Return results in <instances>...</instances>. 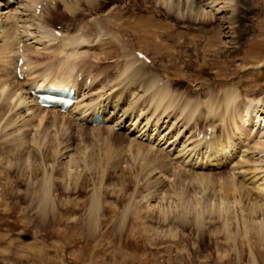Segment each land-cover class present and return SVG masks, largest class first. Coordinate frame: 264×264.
<instances>
[{
  "label": "bare ground",
  "instance_id": "obj_1",
  "mask_svg": "<svg viewBox=\"0 0 264 264\" xmlns=\"http://www.w3.org/2000/svg\"><path fill=\"white\" fill-rule=\"evenodd\" d=\"M50 1H25V4L22 3L24 13L18 14L19 16L14 14L15 16L11 17V19L13 18L12 21L16 18L14 22H9L8 17L5 21L0 20V41H2L0 53L4 54H0L1 64H4L2 69L3 79L0 80V138H4L2 142L0 141V151L4 150L0 156V166H2L0 176L7 177L6 181L0 182V201H4L5 194H19L12 192V189L23 182V178L26 177L25 188H30L33 184H36L37 191L32 196V203L37 205L38 211L44 212L49 201L51 202L50 206H52V191L54 187H57L53 177L56 171L54 169L52 174V169L51 172L47 170L46 161L51 160L54 163L56 155H62L63 150L65 154L69 153L67 150L71 147L70 142L74 138L71 131L76 129L75 125L72 124L73 121L88 122L87 128L90 127V129L98 132L103 126L94 124L93 120L95 115H100L101 122L109 125L108 132L110 134H118V131L115 130L116 127L123 125L129 129L128 127L132 125V122H135L134 130L141 131L144 127H147V133H145L147 130H143L147 139L153 136V140L149 139L151 141L150 145L155 144L156 141L159 144L163 140V144H165L168 140L170 141L172 138L181 135L179 141L175 143V139L169 145L173 147L174 152L164 154L162 152L157 154L156 151L158 150H153L151 148L153 146L148 145L150 148L147 149L144 144L138 143V140H129L126 135L123 138L120 137L121 142L126 143L127 151L132 153V159H135L138 156L137 154L141 157L142 165L140 167L137 165V175H139V171H147L148 174L149 172H155L157 175L154 181L147 184V193L141 195L140 198L149 201L150 198H154V195L148 198L149 194L160 193L161 195L164 192V195H167V193H172L175 196V199L172 200L175 204L174 206L172 204L164 206L154 203H149L146 206L139 205V202H133L140 201L135 200L136 196L130 200L129 196L131 194H127L128 189L132 186L130 177L122 175L118 187L115 188L116 184L109 182L110 175L107 172L106 174L101 173L99 180L95 177L92 178V184L90 183L92 185L91 193L86 196L85 200L81 198V201H88L86 216L81 224L86 234L91 235V237L95 234L98 235L110 222L113 225L111 230L118 234V238L121 236L122 243H125L123 234H126L127 237L137 236V242L148 239L149 242L146 243L149 245L168 242L169 244L161 245L158 250L169 253L170 250L179 249L182 246L183 248L186 247V243L190 240V234H184L187 226L183 224L189 222L188 224L197 231L198 236V240L196 242L192 241V244L197 243L199 247L192 250L191 254L198 253L200 255V253H203L206 260L197 261L196 263L192 261L193 257L191 258L190 254L186 253L185 256L188 261H179L178 264H216L210 254L216 251L219 257L221 255L226 257L227 252L230 250L234 255L233 261L237 264H242L241 260L243 257L246 258V254H248V257L245 264H261L255 256L257 243L251 242L249 234L254 232V234L264 238V218L259 219L257 217V213L264 210V201L260 203L264 199V171L256 172L260 167L249 165L253 164V161L244 159V151H241V154L239 153L243 148L242 143L249 141L250 134L249 139L251 141L259 136V141L254 140L258 146L256 153H264V100L255 99L249 95L243 100H239L242 94L240 90L231 87L223 91L219 89L226 86L222 80L234 70L244 73L240 76L245 77V79H247L246 75H252L255 81L256 77L258 79L263 78L262 74H254L252 70L261 65L260 63L263 60L260 49L254 46L258 43V46L262 47L264 29H257L255 35L259 38L258 41L249 39L245 44H242L245 52L260 56L255 61L257 63L235 65L233 70H229L228 60L225 56V58H222L221 55L227 52L233 54L236 50L233 45L240 42V32L234 21L236 12L234 0H155L159 2L158 6L151 7L146 6L148 0H59L64 10L70 12V19L73 22L85 23V27L82 31L80 30L81 33L77 36L67 35L68 37H61L58 46H54V53L58 56L52 62L57 61V65L52 63L51 66L46 67L47 69L44 67L45 69L43 68L42 71L41 69L35 70L40 62L36 59L29 61L25 57V50L30 48L26 45V41H23V38L31 36L30 27L35 26L39 34L38 40L44 38L47 41H53L56 39L54 31L51 29H54L52 22L44 20L40 16L42 11L48 9L51 18L58 17L55 15H59V4L56 3L54 6H50ZM112 1L116 4L121 3L123 6H114L105 15L97 17L106 8L107 3ZM2 2L9 7V0L0 1V5ZM38 7L40 8L37 14ZM25 13L29 14L25 16ZM90 16H96V18L88 21L87 18ZM37 17L40 20L39 23L35 21ZM166 19L171 22L166 21ZM219 19H221V22H216ZM45 25L48 26L47 29L44 28ZM92 36L93 40L91 41L90 37ZM89 40L91 42L96 41L97 46L103 48L98 52L99 56L95 57L99 62L91 63L92 70L89 68L91 71H95L96 68L103 71L102 64L106 63L105 65L108 66L109 60L112 59H114L113 62L121 59L122 61L118 66L116 65L117 61L114 63L116 66L112 69L117 71L116 75L103 72L102 78L97 81L99 75L93 74L90 77L92 82L87 86L85 81L89 76L84 77V83L78 81L81 69L80 71L75 69L79 64L78 59L83 56L82 52L79 54L77 48L82 43L89 42ZM20 43H22L23 52L21 51L22 53L18 54L17 50L20 49ZM200 43L203 44L201 49L198 47ZM14 45L17 46L16 53L18 57L16 56V58H13L12 54L11 56L8 55L14 52ZM247 46H250L249 49L246 48ZM134 47H138V50H135ZM251 47L254 50H251ZM189 51H192L191 55ZM138 52L143 53L147 60L150 59V63L145 58H139L137 56ZM192 55L194 56L193 61L191 60ZM200 55L211 57L209 60L211 68L215 69L213 71L215 72L214 78L215 81H218V79L219 81L210 84L208 87L199 84L198 89L187 91L191 92L190 96L184 95L186 87L183 88V85L187 80L193 78V82H196V79H198L197 70H201V65L198 62ZM52 58L54 57L52 56ZM19 59L23 60L21 64H18ZM155 60L157 64L154 62ZM53 64L55 65L53 66ZM52 66L54 73H51L52 70L49 71ZM194 66L196 67L194 68ZM16 68H18L20 74L25 75L22 80L17 77ZM107 69L108 67L105 71ZM37 72L38 74L35 76L34 74ZM23 81L27 83H21ZM95 82L100 86L103 84L102 87L104 88L108 87L109 92L97 93V96L94 95V97L88 98L89 100L84 105L83 99H81L85 96L84 91L87 88L94 87ZM85 85L86 88H84ZM51 86L54 88L70 86L77 91L78 99L67 112L61 111L58 107L44 109L39 105L37 94ZM204 88L207 90L202 92ZM200 90L201 93L196 95ZM130 95H133V98L124 107L123 105ZM82 104L84 106L80 108ZM44 110L54 116L48 118L39 116ZM75 110H78L76 117L73 119L68 117ZM36 111L39 112V115H37L38 120L33 119L32 116L23 118L27 116L26 113L31 114L30 112H33V115ZM127 121L129 122L128 126ZM87 125L85 124V126ZM199 125L204 129L200 130ZM85 126L79 124L78 128L85 131ZM50 127H53L60 136L53 153L46 152L47 148L51 147H43L46 144V137L49 136L48 130ZM149 129H151L150 132ZM218 130H220L219 133ZM162 132H164L163 137L160 135ZM186 134L190 135L185 136ZM8 136H11V138L7 139ZM193 138L191 149L184 152V149L189 146L187 145L188 140ZM170 155H174L177 162L181 159V163L178 164L183 166L181 171L179 169L176 172L173 169L171 173L172 170L168 168L170 164L165 160L170 158ZM84 157L78 156L76 158L73 153L70 154L66 171L60 174V177L66 176L67 182L69 180V184L65 185L66 187H72L73 184V189L75 190L78 187L77 191H79L82 187L85 189L91 180L88 181V178L85 177L88 173L84 174L88 167L86 171L84 169L78 170V162L80 160L86 161L83 159ZM86 157L88 160L92 156L88 157L86 155ZM37 162H39L38 165L44 164V170L38 171ZM187 165L190 166L189 172L184 171ZM230 165L231 174L223 176L224 178L214 174L223 178L220 179L219 185L218 181L214 182V179L211 178L213 176L211 169ZM249 166L253 168L250 169ZM103 180L106 182L103 183ZM191 180L196 181L199 184L198 187H196L197 185L194 186L196 183L193 185ZM216 183L217 185H215ZM111 185L115 186L112 190L114 196H110L109 191L107 192L105 188ZM83 189L80 190L81 193H85ZM21 193L23 196L26 195L24 192ZM160 199L163 200L164 196ZM210 201L214 202L210 203ZM243 201H249V203L241 205ZM234 206H240L239 209L237 207L239 210H237V213L241 211L242 231H239L238 228L240 221L237 219L240 218H236V216H231V218L236 219L230 222H236L237 229L236 231L230 229V215L228 214L231 213ZM244 207L248 211V216H255L254 221L252 219L249 224H247L248 222L244 217ZM121 208L122 210L119 212ZM73 213L75 212L71 209L68 212L71 215ZM113 213L117 215L120 213V215L112 222V219L116 217ZM213 214L217 215L215 216L216 219H219L222 224L215 226V224H211V221L207 222V217L211 220ZM211 215L213 216L211 217ZM148 217L162 222L168 221L166 224L163 223L166 228L155 227L149 229L145 224ZM179 228L181 233H178ZM234 232L235 239L231 237ZM219 233L223 239L232 240L229 243L219 242V239L216 240ZM241 233L245 238L244 243L239 239L243 238ZM204 235H207L210 245L215 248V251H211L210 254H204L206 248H208L204 247L205 241L202 238ZM166 236L171 240L178 237L180 241L170 242L166 239ZM0 237L2 238V236ZM180 242H182L181 245ZM145 245L137 244L133 249H140ZM149 245V249H153ZM126 249L129 248L126 247ZM39 250L41 251V249ZM39 250L31 248L29 252H24L28 255L26 256L27 261L33 259V264L47 262L49 257L40 256ZM221 250H225L226 253ZM208 259L210 261H207ZM167 260L169 259H166V262H168ZM228 263L229 261H226L225 264Z\"/></svg>",
  "mask_w": 264,
  "mask_h": 264
},
{
  "label": "rangeland",
  "instance_id": "obj_2",
  "mask_svg": "<svg viewBox=\"0 0 264 264\" xmlns=\"http://www.w3.org/2000/svg\"><path fill=\"white\" fill-rule=\"evenodd\" d=\"M0 1H2V0H0ZM25 1H28V0H11V1L9 0V7L6 4L4 5L2 2V4L0 5V18H1L0 20L5 21L7 19L6 17H8L9 22H14L16 18L14 17L15 19L12 21L13 18L11 19V17L14 14L20 15V14L24 13L23 12L24 5L22 3L25 4L26 3ZM234 1H235V7L234 8L236 9V12L234 15V21H235L236 25H238V31L240 32V42L235 43L233 45L234 48L236 49L233 54L230 52H227L224 55H221L222 58L226 57V59L228 60L227 65H228L229 70H233L235 65H240V64L251 65L252 63L253 64L257 63V62L255 63V61H257L260 58V56L256 55L255 53L245 52L242 44H245V42H247L249 39H251L253 41H258L259 38L255 35L256 31H257V29H264V0H234ZM56 3L59 4V10H58L59 15H55L56 17L58 16L57 18H55V19L51 18L50 17V10H48V9L42 11L41 15H40V16H42L41 18H43L44 20H49L52 22L54 29L53 28H51V29H52V31H54L53 33L56 35V39L53 41H47V39H44V38L38 40L39 34H38V31L35 28V26L30 27V31L32 32V33L30 32L31 36L23 38V41L24 42L26 41L25 42L26 45L29 46V48H30L28 50L27 49L25 50V52H24L25 57L27 59H29V61L30 60L34 61V59H36L37 61L40 62V65L37 66L35 68V70L41 69V71H42V69L44 67L48 68L49 66H51L50 64H52V63L56 64L57 61L55 60L56 62H52V60L54 61V59H57L58 55L54 53L53 48H54V46H58L61 37H65V36L68 37V36H72V35L77 36L81 33L80 30L82 31L83 27H85L84 26L85 23H79L78 21L73 22L70 19V16H69L70 12H67L64 10V7L62 6V4H60L61 2L59 0H51L49 2V5L54 6ZM79 4H81V2H79ZM107 4L108 5L106 6V8L97 17L105 15L106 13L111 11L114 8V6H118V5L123 6V4L122 5H121V3L116 4L113 1L110 3L108 2ZM146 4H147L146 6H148V7L156 6V5L158 6L159 2L158 1L156 2L155 0H148V2ZM131 9H133V7H131ZM36 13L38 14L39 11L37 10ZM27 14H29V13H25V16ZM93 18H96V16H90L87 18V20L91 21ZM35 21L37 23L40 22V20H38V17L36 18ZM166 21H170V20L166 19ZM216 22H221V19L217 20ZM46 27H48V26L45 25L44 28L47 29ZM32 36H34V37L32 38ZM90 40L91 41L93 40V36L90 37ZM90 40H89V42L86 41V42L82 43L81 46L79 45L80 47L78 46V48H77L78 52H79V54H80V52H82L83 56H81V58L78 57L80 60L78 59L79 64L77 65V68L75 69V70H79V71L81 69V71L79 73L83 74V75L81 74L78 76L79 81L83 82L84 77L89 76V77H87V79L85 81V84L87 83L86 84L87 86L92 82L90 80V77H92L93 74L99 75L97 78V81L100 78H102L103 72H106V74H109V75L111 73L116 75L117 71L115 69L113 70L112 68L116 65L118 66L120 64V62L122 61V59L120 61L115 60L118 63L116 65H114V63H115V61L113 62L114 59L109 60L108 66L105 65L106 63L104 64L103 62H101V63H103L102 64L103 68L101 67L102 69H104L103 71H99L100 69H98V68H96L95 71L94 70L91 71L92 70L91 63H93V62L98 63L99 62L98 60H96L95 57L99 56L98 52H100L103 48L101 46H97L98 44L96 43V41L91 42ZM0 44H2V41H0ZM21 44L22 43L19 44V48H20L19 50L20 51L17 50L18 54L23 52V47H21ZM261 44H262V47L260 45L258 46V43L254 47H256L257 49H260L261 58L263 60L260 63L261 65H259L257 68H254L252 70V72L254 74L255 73L262 74L263 78L258 79L256 77V81H255L254 80L255 78L252 77V75H246L247 79H245V77L243 78L240 76L244 73L239 72L237 70H234L227 77H225L224 80H222V82L225 83L226 86L223 89H219V90L223 91V90L231 87V88L240 90V92L242 93L241 94L242 96L240 95L239 100L240 99L243 100V98H245L248 95L254 97L255 99H263L264 100V86H263L264 85V42H261ZM250 45H251V43H250ZM96 46H97V48H96ZM202 46H203L202 43H200L198 45V47L200 49L202 48ZM249 47L247 46L246 48L249 49ZM13 48H14V52L9 53L8 55L11 56V54H12V57L16 58V56L18 57V54L16 53L17 46L14 45ZM134 48H135V50H138V47H134ZM186 48H185V50H186ZM104 50H105V48H104ZM251 50H254V48L251 47ZM191 53H192V51H189L190 55H191ZM0 54L4 55L2 53H0ZM1 55H0V58H1ZM52 56L54 58H52ZM149 56H150V54H149ZM2 58H4V57L2 56ZM210 58L211 57H208V56H204V57L202 55L199 56L198 62L201 65V70H197L198 71V79H196V82H193V78H189L187 80V82L183 85V88L186 87L185 92L183 93L184 95L190 96L191 92H187V91L198 89L199 84L200 85L202 84L203 87H206V85L208 87L210 84H215V82L219 81V79H218V81H215V78H214L215 72H213V71H215V69L211 68V64H210L211 62L209 60ZM191 60L192 61L194 60L193 55H192ZM1 62L2 61H0V66H1L0 67L1 68L0 69V73H1L0 74V80L3 79L2 69H3V65H4L3 63L1 64ZM154 62L157 64L156 60ZM163 62H166V61H163ZM148 63H150V62H148ZM55 64H53V66ZM53 66H52V69H51V67L49 69V71L52 70L51 73H54ZM104 66H106V67L104 68ZM107 67H108V69H107V71H105ZM195 67L196 66H194V68ZM88 72L90 75L88 74ZM37 74H38V72L35 73L34 75L36 76ZM29 79H30V77H29ZM199 81H203V82H199ZM257 82L260 84L258 85ZM21 83L24 84L27 82L23 81ZM95 84L96 85L94 87L85 89V91H84L85 96H83V98H81V99H83L82 102H84V105L86 104L85 102H87L89 100L88 98H90L92 96L94 97V95L97 96V93H101L104 91H107V93L109 92L107 90L108 87L107 88L102 87L103 84H101L102 86L98 85L97 82H95ZM104 84H105V82H104ZM86 85H85V87L84 86L83 87L86 88ZM206 90L207 89L204 88L202 90V92H205ZM89 93H91L92 95ZM199 93H201V90H200V92L196 93V95H198ZM132 98H133V95H130L129 97H127V102H125L123 106L124 107L127 106L129 100ZM85 99H87V100H85ZM84 105L83 104L80 105V108H81V106H84ZM72 112H73V114H70L68 116L71 119L76 117V113L78 112V110L77 111L75 110ZM30 113L31 114L26 113L27 116L23 117V118H28L31 116L35 120L38 118V116H37V115H39L38 111H36L35 114H33L35 116L32 115L33 112H30ZM39 116H44V117L46 116L48 118V117H53L54 115L52 113H49L47 110H44L43 112H41V114ZM67 119H69V118H67ZM134 123L135 122H132L133 126L131 125L130 127H128L129 129H127V127H124L123 125L121 127H117V129H115V130L118 131V134L119 133L120 134L118 135L116 133L117 134L116 135V134H112V133L110 134L108 132L109 125H106L105 122L100 124L103 127H101L98 130V132H95V130L90 129V127L87 128L88 122H80L79 120H77L75 122L73 121L72 124L75 125L74 127L76 129H73L71 131V134L74 135L73 136L74 138L70 142L71 147L67 150V151H69V153L65 154V151L63 150L62 155H59V154L56 155V161L54 163H52L51 160L46 161V169L50 170V172L52 169V174H53L54 169L56 171L53 174V177L55 178L54 181L57 184V187H54V189L52 191V196H53L52 206H50L51 202L49 201V204L44 209V212L38 211L37 205L32 203V201H33L32 196L35 195V192L37 191L36 184H33V186H31L30 188H28V187L25 188L26 177H24L23 182L19 183L16 187H14V188L12 187L13 188L12 192H17L19 194H14V193L8 194V195L5 194L4 201H0V236H2V238L0 237V264H30V263L33 264L32 261H34V260L31 258L32 260L29 259L27 261L26 256H28V255L24 253V252H29V250L31 248L37 249V250L41 249V251L39 250L40 251L39 255L40 256L45 255V257H47V256L49 257L47 262H44V263L39 262L37 264H178L179 261L180 262H183V261L187 262L188 261L187 260L188 258H186V256H185L186 253H189L190 257L191 258L193 257L192 261H194L196 263H197V261H205L206 260L204 258L203 253H200V255L198 253L191 254L192 250H195L199 247H198L197 243L192 244V241L196 242L198 240V236H197V231L194 230V228L188 224L189 222H187V223L184 222V224H183V225L187 226V229H185L184 234H190V236H189L190 240H189V242L186 243V247L183 248V246H182L179 249L170 250L169 253H167L166 251L158 250L161 247V245L163 246L165 244H169L168 242L165 244H159L158 243L157 245H149V244H147L149 242L148 239H142L141 241L137 242L138 241L137 236L134 237V235H131L130 237H127L126 234H123V236H124L123 239H125V243H122L121 242L122 241L121 236H120V238H118L117 237L118 234L114 233L111 230V226L113 227V225L110 222L108 223L107 226L104 227L102 233H100L98 235L95 234L92 237H91V235L86 234V231L81 227L82 226L81 224H82V222L86 216V209H87V204H88V201H81V198L83 200H85L86 196H88V194L91 193L92 178L95 177V179L98 178V180H99L101 173L106 174V172H107L108 175H110L109 176L110 177L109 182H114L116 184V187L114 185L105 187L107 189V192L109 191L108 193L110 196H114L112 193L113 186L115 188L118 187V185H119L118 182L121 181V177L123 175L126 177H130L132 179V184H131L132 186L127 191V194H131L129 196V199L130 200L134 199V197L136 196L137 198L135 197V200H140V201H133V202H139V205H144V206H146L149 203H151V204L154 203L156 205L160 204V205H164V206L172 204L174 206L175 202L172 200L175 199V196L172 193H171L172 195L170 193H167V195H164V192H162L161 195H160V193L149 194L147 196L148 198L151 195H154V198H150L149 201H146L145 199L140 198L141 195H145L147 193V191H146L147 190L146 189L147 184L154 181L155 176H157V175L155 172H152V173L149 172V174H148L147 171L146 172L145 171H143V172L139 171V175H137L136 170L138 167H140V165H142L141 157L139 156V154H137L138 156H136L135 159H132V157H133L132 153L131 152L129 153V151H127L128 147H127L126 143L121 142L120 139L123 138L124 135H126V136H128L129 140H134V141L138 140L137 142L144 144L147 149H149L150 146H153L151 148L155 151L158 150V151H156V153L158 152L157 154H160L161 152L164 154L166 152H174L173 147H171L169 145L171 144V142L175 141V139H176L175 143L177 141H179V139H180L179 137H181V135H179L177 138H175V137L172 138L170 141L168 140L169 142L167 141L165 144H163V141H164L163 140L159 144H157L156 143L157 141H156L155 144L153 143V145H150L151 144L150 140L151 139L153 140V136L149 137L150 140L147 139V136L145 135V133L148 132V130L146 129L147 127H144L141 131H137L136 129L135 130L133 129L135 126ZM79 124L83 125V127L86 124L87 126H85V128L87 130L85 128H84L85 131H82L83 129L80 130L78 128ZM126 124L128 126L129 122L127 121ZM203 129L204 128L201 127L200 130H203ZM143 130H147V131H145V133H144ZM150 130L151 129H149V132H150ZM165 131H167V130H165ZM164 132H162V134H160L162 137L164 135ZM219 132H220V130H218V133ZM154 133H155V131L153 132V134ZM48 135L49 136L46 137V140H45L46 144H44L43 147L44 148L46 146L51 147V148H47L46 152L47 153H53L60 136H59V134H57L55 132V129H53V127H50V129L48 130ZM189 135L186 134L185 136H189ZM250 136H251V134L249 135V137ZM9 137L11 138V136H8L7 139H10ZM249 137H248L249 141H246V142L244 141L242 143L243 148L240 150L239 154L242 153L241 151H244V155H245L244 159H248V161H251V160L253 161V164L251 163L249 165H251V166L254 165L256 167L258 166V167H260V169H257L256 172H258V173L263 172L264 171V164H263L264 163V157H263L264 153L263 154L259 153L260 155L256 153V151L258 150L257 149L258 146L255 144L256 143L255 141L256 140L259 141L258 140L259 136H257L255 139H252V141L249 139ZM3 140H4V138H0L1 142ZM193 140H194V138L188 140L187 145H189V146H187V148L184 149V152L191 149V147H192L191 145H193L191 143H193ZM253 144H254V147H253ZM148 145H150V146H148ZM123 146H124V148H123ZM255 146H256V148H255ZM144 149H145V147H144ZM3 152H4V150L0 151V156L3 154ZM72 153L74 154V157H76V158H78V156H80V157L85 156L83 159H85L86 161L83 162L80 160V162H78V164H79L78 170L84 169L86 171L87 167L89 169V170L87 169V171L84 172V174L88 173L87 176H85V177L88 178L87 179L88 181L90 179L91 180L88 182L85 189H83L84 187H82L80 189V190H82V189L85 190V193H81L80 190L77 191L78 187L74 190L73 184H72V187L71 186L66 187L65 185L67 183L69 184V180L67 182L66 176L60 177V174L66 171V168L68 166V161L70 158V154H72ZM113 154L117 155V156L115 157ZM251 154L254 156H252ZM86 155H88V157L92 156L91 158H89L91 160H89V159L87 160ZM260 156H262L263 158ZM119 159H120V161L123 159L121 161L122 163L120 161H118ZM165 160L167 163L170 164L168 166V168H169V170L170 169L172 170L171 173L173 172V169L176 170V172L179 169H180L179 171H181V169H183V166L178 165L181 163V159H179V162H177L176 157H174V155H172L170 158H166ZM88 161H89V163H88ZM174 161H176V162H174ZM38 164H39V162L36 163L38 171L44 170V164H42V165H38ZM51 164H53V165L51 166ZM137 165H138V167H137ZM251 166H249L248 168L252 169L253 167L251 168ZM230 167H231V165L228 167H226V166H223V167L220 166L219 167L218 166V167L212 168L211 174H213V176L215 177V178L213 176L211 177L212 179H214L213 181L214 182L218 181L217 183L219 185L220 179H223L225 176L231 174ZM261 167H262V169H261ZM1 168H2V166H0V170H1ZM189 168H190L189 165L185 166L184 171L189 172V170H190ZM248 168L246 167V169H248ZM99 169H100V171H99ZM197 170H199V168H197ZM3 173H5V172H3ZM214 174L218 175V176H222V177L224 176V177L221 178V177L215 176ZM7 176H8V174H7ZM187 176H188V174H187ZM193 176H194V174H193ZM193 176L191 175L192 178H193ZM217 177L219 180L217 179ZM6 178L7 177L0 176V182L6 181ZM194 180L193 181L191 180L193 182V185L196 183V181H194ZM105 182L106 181L103 180V183H105ZM217 183L215 185H217ZM198 185L199 184L196 183L194 186L198 187ZM166 188H167V186H166ZM21 192L26 193V195H24V196L21 195L22 194ZM163 196H164L165 200L160 199L161 197L163 198ZM76 199H78V200H76ZM108 199L111 200L110 198H108ZM263 201H264V199L261 200L260 203H263ZM211 202L212 201H210V203ZM246 203L248 204L249 201H243V204H241V205H245ZM107 204H109V203H107ZM237 207L239 209L240 206H236V207L234 206L233 209L231 210V213L228 214V215H230L229 216L230 217L229 222L233 221V220L235 221L236 218H240L241 211L237 213V210H238ZM122 208L120 209L119 212H121ZM245 208L246 207H244L245 214H244V212H243V214H244V217L246 218V222H248L247 224H249L252 221H254L255 216L254 215H252L253 217L248 216V213H247L248 211ZM70 209L72 211H74L75 213H73L72 215L68 214ZM76 210L78 213L76 212ZM110 211H112V209H110ZM246 214H247V217H246ZM113 215H115L116 217L114 216L115 218L112 219V222L117 219V216L120 215V213L118 215L113 213ZM205 215H206V213H205ZM213 215H211V217L213 216V218H211V220L207 217V222L211 221V224H215V226H219L220 223L222 224V222L219 219H216L215 216H217V215H215V214H213ZM231 216H234V217L236 216V218L234 219L232 217L233 218L232 219ZM257 217L259 219L262 217L264 218V210L263 211L260 210L257 213ZM237 220L240 221V224H241V226H240V224L238 225V228L240 229L239 231H242V219L240 218ZM166 222H168V221H166ZM166 222H162L161 220H157V219H154L152 217H148L145 220V224H147L146 226L149 229H153L155 227L165 229L166 227L163 226V223L166 224ZM190 223H191V221H190ZM232 223L230 222V229L232 231H236L237 224H236V222H234L232 225ZM180 228H181V226H180ZM180 228H179L178 233H181ZM190 228H192V229H190ZM219 234H217L216 240L219 239L218 241L219 242L221 241L222 243H225V242L229 243V241L232 240L231 237L234 239L236 238L235 232H234V234L231 235V237H230L231 240H229V241L223 239L221 234L220 235ZM241 236H243L242 233H241ZM95 237H96V239H95ZM249 237L251 239V242H253L254 244L257 243V250H256L255 256L257 257V259L260 261L261 264H264V238H263V236L259 237L258 234L256 235V234H254V232H252L249 234ZM202 238L205 241L204 247H208V248H206V251L204 252V254H210L211 251H213V250L215 251V248L210 245V242L207 239V235H204ZM205 238L207 241L205 240ZM161 239H162V237H161ZM166 239H168V236H166ZM239 239L241 240V242H243V243L245 242L244 236H243V238H239ZM239 239H237V240H239ZM168 240L170 242L180 241L178 237H176L173 240H171V239H168ZM137 244H144V245L147 244V245H145L143 248H140V249H133ZM181 244H182V242H180V245ZM148 245L151 246L153 249H149ZM126 247L129 249H126ZM121 248H123V249H121ZM221 251L224 252L225 250H221ZM224 253H226V252H224ZM22 254L24 257L22 256ZM20 256H22V257H20ZM210 256L213 257L212 258L213 262L216 264H220V263L225 264L226 261H229L228 264H237L233 261L234 255H233L231 250L227 252L226 257H223L222 255L219 257L218 252H216V251L214 253L210 254ZM245 257L247 258L248 254H246ZM246 258L243 257V259L241 260L242 264H245L247 262ZM41 259H42V257H41ZM166 259H169V260H167L168 262H166ZM207 261H210V260L208 259Z\"/></svg>",
  "mask_w": 264,
  "mask_h": 264
}]
</instances>
